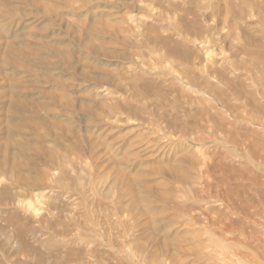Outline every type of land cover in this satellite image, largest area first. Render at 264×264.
Returning a JSON list of instances; mask_svg holds the SVG:
<instances>
[{"label": "rangeland", "instance_id": "rangeland-1", "mask_svg": "<svg viewBox=\"0 0 264 264\" xmlns=\"http://www.w3.org/2000/svg\"><path fill=\"white\" fill-rule=\"evenodd\" d=\"M1 1L5 7L0 12V19L4 18L0 23V41L26 44L35 51L30 59L33 72L21 68L14 76L12 70H7L10 77L6 76V84L13 76L19 78L30 90L31 97H38L35 98L36 103L48 101L50 96L64 97L74 103L75 109L71 114L67 111L68 114L64 113L63 117L58 116L61 109L64 110L61 105L49 108L47 117L57 119L65 129L62 139L76 125L77 135L85 142L92 134L87 128L88 122L103 120L106 132L113 131L109 132L111 140L124 136L121 139L132 143L145 138L146 142H154L155 147H162L169 136L174 141H180L183 147L188 146L192 154L200 156L206 163L205 173L199 179V183H203L193 185L196 198L204 203L190 205L191 201H188L186 216L194 219L199 215V208L208 202L201 210L209 209L207 217L210 216V221L220 215L223 217L222 226L226 224L230 229L224 237L231 235L228 240L242 254L243 244L246 254H250L248 259H251V264H264V0H233L227 8L222 5V0H209L207 3L206 0ZM215 2L219 3L220 11L213 10ZM100 17L117 28L115 34L120 41H116L113 47L122 56L120 64L116 57H104L101 50L93 53L86 49L72 34V28L86 29L93 19ZM190 24L196 26L192 31L185 29ZM166 48L171 55L168 53V59L162 60L157 51H166ZM128 61L131 63L128 64ZM137 66L144 69L151 67V72L156 74L140 79ZM97 67L107 74L109 72L108 77L114 79L121 91L111 93L101 90L97 98L96 92L90 91V94L80 86L83 81L79 74L85 72L97 76L100 74ZM87 98H94L88 102L92 113L83 112L78 105L86 102ZM91 115L93 117L89 118ZM94 115L99 118L95 120ZM56 130L52 135L61 137L60 130ZM163 132L169 133L164 135L166 133ZM139 134L145 137H136ZM72 138L70 141L74 144L73 134ZM52 142L45 140L43 144L46 150L56 155L54 160L58 162L53 168L47 167L46 172V166L37 165L39 175L43 176L39 183L43 180L46 188L20 187L14 183L11 185L9 181L10 186L6 183V196L0 195V264H141L140 257L130 247L132 243L142 244L143 238L145 244L147 238L137 227L126 228L125 221L132 217L130 212L123 214L110 198L99 193L102 180L109 176L106 170L103 173L106 162L98 168L92 165L93 160L104 157L102 155L110 154L109 157L118 161L126 146L118 150L116 146H108V141L101 153L92 158L88 145L83 149L70 147L64 152L62 145ZM178 150L172 154L178 153ZM80 152H84L85 157ZM166 158L168 160V156ZM166 161L163 160V163ZM157 164L150 158L147 165ZM66 165H70L71 169ZM135 168H138L137 164L131 173ZM47 170L53 171L50 174ZM39 180H32V183L35 185ZM160 181L163 182L161 178L156 180ZM167 206L157 211L156 216L163 218L168 213L164 216L168 219L171 213L174 217V211ZM196 217L194 221L197 222L199 216ZM117 219H120L122 227ZM158 232L157 236H161L163 231Z\"/></svg>", "mask_w": 264, "mask_h": 264}, {"label": "bare ground", "instance_id": "bare-ground-1", "mask_svg": "<svg viewBox=\"0 0 264 264\" xmlns=\"http://www.w3.org/2000/svg\"><path fill=\"white\" fill-rule=\"evenodd\" d=\"M27 1H29V0H27ZM207 1H209V0H206V3H207ZM222 1L224 2L222 5L225 4V7H226V6H230V4L232 3L233 0H222ZM68 2H72V0L68 1ZM68 2L66 1V3H68ZM210 3H214V2H210ZM218 4H219L218 2H215V4H213V10H216V11L219 10L220 11V7L218 6ZM258 4L260 5V3H258ZM251 6L253 8V5H251ZM255 6H257V5H255ZM4 7L5 6L3 5L2 1L0 0V12L2 11L1 9H4ZM71 8H73V7H71ZM76 8L78 9V7H76ZM46 10H47V8H46ZM221 12H222V10H221ZM241 12H242V10H241ZM2 13H4V12H2ZM0 16H1V14H0ZM1 19H4V18L2 17ZM1 19H0V23H1ZM4 22H6V21H4ZM109 22L110 21H107L101 17L96 19V20L93 19V22H90L86 26V29H82V27L80 29H78V28L73 29L72 28V34H74L75 39L78 40L79 42H81L80 44H82L86 49L92 51L93 53L96 50H101L104 57H108V58H112V59H115V57H116L119 61V63L118 62L117 63L120 64V62L122 63V61L120 60V58L122 56H120L119 52L116 49H114V47H113L114 43H116V41H118V40L120 41V39H117L118 36L116 37L117 34H115L117 28L115 29ZM194 26H195L194 24L193 25L190 24V26H186L185 29L188 31L189 30L192 31ZM195 28H196V26H195ZM81 29L83 30V32L80 31ZM217 32H218V30H217ZM183 36H185V35H183ZM188 41H189V39H188ZM121 42H123V41H121ZM123 43L121 45L122 47H124V44H125V43L124 44ZM0 49L2 50V51L0 50L1 51V53H0V117H1L0 118V184L3 185L0 187V195L6 196V189H7L6 183H8L9 181L12 183L11 185H13V183H14V185L17 184V185H20V187L21 186H28L29 188L30 187H32L34 189L36 188L37 190L46 188L45 185L43 184L44 183L43 180L41 183H39L40 182L39 179L40 178L42 179L43 176L39 175V169H37V165L39 166L41 164V166H46L44 168V170L46 172L47 167L53 168L55 163H57L58 161L54 160V158H56V155L51 154L50 151L45 149L46 146L43 144L45 140H52L53 142H56L57 144L62 145L63 146L62 150L64 152L68 151L70 147H73V149H76V148H74V146H76V147L83 149L85 145H88L89 146L88 148H90V156L92 158L94 157V155L96 156V153L100 154L102 151L103 145L106 146L105 143L109 141L108 146H110V147H111V145L116 146L117 149L123 148V146H126V147H125V150L122 151V154L120 155V158L118 159V161H114L111 157H109L110 154L108 156L102 155L105 158L99 157L98 159L93 160L92 165L94 167H97L102 162L103 163L106 162L105 167H103V169H104L103 173L105 170L109 173V176L107 178H105V180H102L103 182L101 183V186L98 184L100 186V187H98L99 193L103 197L110 198L113 201L112 203H114L115 206L117 207V210H119L123 214L125 212L126 213L130 212L132 214V217H130L129 219H127V221H125L126 222L125 223L126 228L137 227L138 228L137 230H139V231L141 230L144 232L143 234L147 238V240H146L147 242H145V244H143L144 243V241H143L144 238H143L142 241L137 240V241L143 242L142 244L141 243H132L131 247H130L133 250L132 252H134L135 254H137L140 257L139 259L142 261L141 264H195V263H197V264H251V262H250L251 259L250 258H249L250 260L248 259V257H250L249 256L250 254L248 255L245 252L246 247L243 244L241 245L244 248V251L242 254L241 250L238 247H235L232 244L233 242L231 243L228 240V239H231V238H229V237H231V235L229 237L225 236L227 238L224 237V234L229 233L228 230H230V229H228V226L227 227L225 226L226 224L225 225L223 224V226H222L223 217L220 215L217 219H215V220L211 219V221H210V219H208L210 216L207 217V212L209 211V209L201 210L202 208H204L206 206L205 204H208V202H206L204 204L205 206L202 204L204 207L201 205L202 208H199V210H200V212L198 213L199 217L197 216L199 218V221H197V222L198 223L200 222V224H197V222L194 221L196 216L194 217V219H190L186 216L189 212L188 211L189 208H187V206H186V204H188V201H191L190 205L195 204V203H197V204L204 203L202 200H199L198 198H196L197 192L193 186L194 183H196V182H198V184L203 183V182L199 183L200 177L203 175V173H205L204 170H205V163L206 162H204L203 158H201L200 156L199 157L195 156L196 154H192L190 152L191 149L188 146L185 145V147H183L181 145L180 141H174L169 136L167 138L168 142H166V144H163L162 147H155L153 145L154 142H153V144H151L152 142L151 143L146 142V141H144L145 138H143V140L138 139V141L129 143L127 140L121 139V137H124V136H121L120 138H118L119 136L117 135L118 136L117 138L115 137V139L113 138L111 140V134H109V132L112 133L113 131H108V133L106 132V130L103 128L105 125V122L103 120H97V118H99L98 115H94V118L97 121L88 122L87 128H89V130L91 129L92 134L90 135L89 138H86L87 141L84 142V140H82L77 135L78 129L76 130L77 131L76 132L75 131L76 125L72 126V129L69 130L70 134L67 135L65 138H63L64 139L63 140L62 135L64 134V131H65V129L63 128V125L60 124V121H58L57 119L53 118L54 119L53 120L51 118H48L47 114H48V112H50L49 108H51V106L55 105V104H59V105H61V107L64 108V110L61 109L62 110L61 114H58V116L59 115L62 116V115H64V113L68 114V113H66L67 111L71 114V111L73 109H75L74 103L72 104V102H70L67 98L62 97L63 99H59L57 96H53L52 94L51 95L53 97L50 96L48 101L42 100L43 102L36 103L35 98H38V97H36V96L31 97L32 94L30 95V90H27L26 86L23 85L24 82L19 81V78H13L16 75L15 72L20 70L21 68H23L22 70L26 69V71H28V72L33 70L31 68V67H33V66H31L32 60L30 61V59H31L32 55H34L35 51L29 45L16 43L14 41H3V42L0 41ZM42 51H43V49H42ZM59 51H61V50H59ZM163 51H157V53H159L162 60L168 59V53H169V55H171V53L168 52L167 48H166V51L165 50H163ZM56 52H57V50H56ZM120 53H123V52H120ZM183 57H185V56H183ZM130 63H131V61H128V64H130ZM103 66H105V65H103ZM67 68H69V67H67ZM88 68L90 69L91 67H88ZM137 68L140 70L139 72H137V74H138L137 76H139L140 79H142L144 76H151V75L156 74L154 72H151V70H150L151 67H147V68L145 67V69H144L140 66H137ZM91 69H92V71L94 70L93 68H91ZM97 69H99V73H100L97 76H93L90 73L81 72V74H79V77L81 78V80L83 82L80 84V86L82 85L85 88V90L89 93H90V91L96 92L97 98L100 95L97 93L100 92L101 90L102 91H109L111 93L121 91V88L117 84H115L114 79L113 78L111 79L110 76L108 77L109 72L107 74L104 71H101L102 70L101 68L97 67ZM7 70H12L14 73H11V74L12 75L15 74L12 77V79H10L8 84H6V76H9V74L7 75V72H6ZM8 73H10V71ZM72 73H75V72H73V69H72ZM159 74H161V73H159ZM26 75H27V73H26ZM26 75L24 74V76L23 75H20V76H23L21 78L24 79V77ZM166 75L171 76L170 74H166ZM72 80H74V78H72ZM181 80H182V78H181ZM60 85H62V84H60ZM46 94H48V93H46ZM92 99H94V98H92ZM92 99H90V100H92ZM90 100H89V98H87V101L85 100L86 102L78 103L79 107L81 109H83L82 111L85 113H87V112L92 113L91 109H88V107H89L88 102ZM91 105H90V107H91ZM56 107H58V106H56ZM51 109H53V108H51ZM93 110H95V109H93ZM111 110H113V109H111ZM99 112L100 111L98 110L97 113H99ZM111 112L113 113V111H111ZM79 113H81V112H79ZM92 117H93V115H91L89 118H92ZM80 118L81 117H79V119ZM63 122H64V120H63ZM72 122H73V119H72ZM67 125H68V123H67ZM119 128H121V127L119 126ZM56 129L60 130L61 137H59L57 135L56 136L52 135L54 130L57 131ZM135 130H137V129H135ZM163 133H166L164 135H168L167 133H169V132H163ZM65 134H68V133H65ZM72 134L74 135V138L76 140V142H74V144H72V142L70 141L71 139H73ZM86 134H88V133H86ZM143 134H145V133H143ZM157 134H159V133H157ZM140 135L141 134H139V136H136V137L141 138V137H145L146 135H149V134L146 133L145 136L144 135L140 136ZM114 136H115V134H114ZM133 136L134 135H132V138H134ZM150 137L154 138V135L151 136V134H150ZM157 137H159V136H156V138ZM147 138H149V136L146 137V140H148ZM118 139H120V140H118ZM140 140H142V141H140ZM157 141H159V140H157ZM64 142H67V144H65ZM85 143H87V144H85ZM49 147H48V149H49ZM53 148L50 147V149H53ZM177 149H180V151L178 150L179 151L178 153L172 154ZM58 151H60V150H58ZM78 153H79V151H78ZM82 153H84V152H82ZM82 153L80 152V155ZM216 154H218V152ZM59 155L60 154L58 153V157L60 158ZM82 155H81L82 157H85L84 156L85 154H82ZM72 156L74 157V154ZM112 156H114V155H112ZM167 156H168V160L166 158ZM61 157L63 158L62 155H61ZM77 158H78V156H77ZM150 158L152 159V161H157L158 164L156 166H151V167L149 165H147V164H149ZM60 160H61V158H60ZM81 160L82 159L80 158V161ZM163 160H165V161L167 160V161L163 163ZM205 161H207V159ZM63 162H64V160H63ZM154 163H156V162H154ZM75 164H78V163L76 162ZM136 164H137L138 168H135L136 170H134V172L131 173V169L133 167H135ZM66 166L69 168L70 165L69 166L66 165ZM87 166H89V165H87ZM98 167H100V166H98ZM42 168H41V170H42ZM90 168H92V167H90ZM69 169H71V166ZM72 170H73V168H72ZM50 171L51 172H49V171L48 172L51 174L53 170H50ZM206 171H207V169H206ZM56 172L57 171H55V173ZM55 173H53V174H55ZM96 173H97V171H96ZM103 173H101V175ZM44 175H47V174L45 173ZM103 175L105 176V174H103ZM55 176H56V174H55ZM62 176H64V175H62ZM6 177H7V182H6ZM158 177H160L163 180V182H161V181L159 183L156 182L157 179H160ZM62 179H64V178H62ZM32 180H39V181H37V184L34 185V183H32ZM8 184H7V186H8ZM9 186H10V184H9ZM89 186H90V184H89ZM17 187H18V189H20L19 186H17ZM17 187H15V188L17 189ZM54 187H56V186L54 185ZM12 188H14V187H12ZM91 188H92V186H91ZM91 188H90V190H91ZM197 188H199V187H196V189ZM115 189H117V190L115 191ZM25 191H23V193H25ZM46 191H48V190H46ZM18 193H19V191H18ZM27 193H29V192H27ZM11 194H13V193H11ZM22 195H24V194H22ZM31 196H32V194H31ZM93 196H94V194H93ZM98 197H100V196H98ZM94 198H96V197L94 196ZM201 198H202V196H201ZM96 200H97V198H96ZM206 200H208V199H206ZM34 201H36V200H34ZM212 201H214V200H212ZM109 203H111V202H109ZM122 203H124V204H122ZM107 204H108V202H107ZM209 204H211V203H209ZM167 205L170 208L169 210L172 209L174 211V217H173V215H171V213H170V216H168V219L164 218V216L168 213L164 214V216L162 215L163 218L160 217L161 215L156 216L157 214H155V213H157V211H160V209L161 210L165 209V207ZM206 208H208V207H206ZM216 209H218V208H216ZM166 210L169 211L168 209H166ZM44 211L46 212V210H44ZM215 211H217V210H215ZM161 212H166V211H161ZM215 215H217V214H215ZM226 215H228V214H226ZM130 219H132V220H130ZM227 219H228V221L230 220L229 218H227ZM117 221L119 223L120 219H117ZM228 221H226V222H228ZM234 221H236V220H234ZM231 224H233V223H231ZM240 225H241V223H240ZM120 226H121V222H120ZM121 227H120V229H122ZM249 227H251L250 224H249ZM232 230H234V229H232ZM158 231H163V232H161V236H157ZM123 232H124V230H123ZM237 232H239V231H237ZM256 233H258V232H256ZM128 234H130V233H128ZM128 234H126V235H128ZM141 234H140V236H141ZM136 235L137 234H135L134 236H136ZM241 235H245V234H241ZM252 235H254V234H252ZM99 236L101 237V235H99ZM128 236H130V235H128ZM131 236H132V234H131ZM122 238H123V236H122ZM255 238H257V237H255ZM237 239H238V237H237ZM239 239L242 240L241 236L239 237ZM95 240H93V241H95ZM97 240H99V238ZM99 241L101 242V240H99ZM120 241H121V239H120ZM97 242L98 241H96V243ZM243 242H246V241H243ZM123 247H125V245H123ZM249 247H250V245H249ZM252 248H254V246ZM257 250H258V248H257ZM132 252H131V254H132ZM258 254H259V252H258ZM263 256H264V254L262 255V257ZM133 258H134V256H133ZM261 261H263V260H261ZM121 263H122V261H121Z\"/></svg>", "mask_w": 264, "mask_h": 264}]
</instances>
